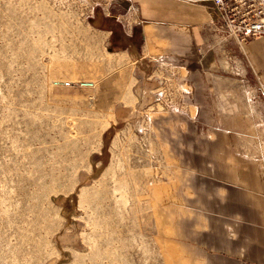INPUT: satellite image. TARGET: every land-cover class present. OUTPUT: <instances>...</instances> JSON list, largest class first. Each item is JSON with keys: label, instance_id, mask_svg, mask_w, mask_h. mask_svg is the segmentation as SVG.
I'll list each match as a JSON object with an SVG mask.
<instances>
[{"label": "rangeland", "instance_id": "obj_1", "mask_svg": "<svg viewBox=\"0 0 264 264\" xmlns=\"http://www.w3.org/2000/svg\"><path fill=\"white\" fill-rule=\"evenodd\" d=\"M106 6L0 0V264H167L143 195L170 174L159 117L182 115L203 136L221 129L264 167L251 95L239 105L253 110L230 108L227 94L213 103L214 84L230 88L228 71L218 82L164 58L159 68L182 72L188 92L155 76L140 86L138 68L91 27Z\"/></svg>", "mask_w": 264, "mask_h": 264}, {"label": "crops", "instance_id": "obj_2", "mask_svg": "<svg viewBox=\"0 0 264 264\" xmlns=\"http://www.w3.org/2000/svg\"><path fill=\"white\" fill-rule=\"evenodd\" d=\"M108 1L111 8L97 10L91 27L108 50L138 68L140 86L148 76L166 86H175L171 77H185L179 70L159 68L164 58L186 63L188 71L190 66L198 68L201 76L218 82H225L218 74L224 67L230 88L214 84L209 92L215 107L227 94L229 107L237 108L239 98L250 94L264 121V35L239 45L227 34L212 0ZM151 81L152 93L156 83ZM177 86L178 95L179 82ZM239 106L251 108L242 102ZM153 128L170 143V174L165 181L149 182L143 195L155 236L164 244L166 263L264 264L261 161L238 148L234 136L221 129L212 136L199 135L182 115L159 117Z\"/></svg>", "mask_w": 264, "mask_h": 264}, {"label": "built area", "instance_id": "obj_3", "mask_svg": "<svg viewBox=\"0 0 264 264\" xmlns=\"http://www.w3.org/2000/svg\"><path fill=\"white\" fill-rule=\"evenodd\" d=\"M219 12V19L222 21L227 34L244 45L253 38L264 35V0H212ZM168 60H173L167 58ZM175 77L182 81L183 78ZM85 84L94 86L95 82L87 81ZM164 85V84H163ZM180 85V84H179ZM187 83L183 80L181 84V95L188 92ZM174 89L169 92H175Z\"/></svg>", "mask_w": 264, "mask_h": 264}]
</instances>
